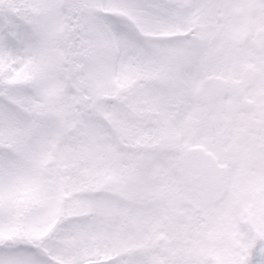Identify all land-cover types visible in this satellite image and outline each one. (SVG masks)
<instances>
[{"label":"snow or ice","instance_id":"6c2138e0","mask_svg":"<svg viewBox=\"0 0 264 264\" xmlns=\"http://www.w3.org/2000/svg\"><path fill=\"white\" fill-rule=\"evenodd\" d=\"M0 264H264V0H0Z\"/></svg>","mask_w":264,"mask_h":264}]
</instances>
